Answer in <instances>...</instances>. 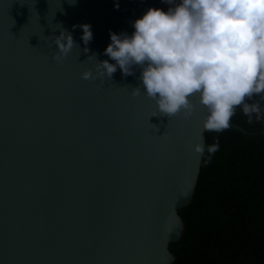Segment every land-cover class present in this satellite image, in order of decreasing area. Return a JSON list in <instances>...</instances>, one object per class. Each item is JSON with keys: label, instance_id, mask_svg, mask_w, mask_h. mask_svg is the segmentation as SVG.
Returning <instances> with one entry per match:
<instances>
[{"label": "water", "instance_id": "95a60500", "mask_svg": "<svg viewBox=\"0 0 264 264\" xmlns=\"http://www.w3.org/2000/svg\"><path fill=\"white\" fill-rule=\"evenodd\" d=\"M163 0H0V264H172L207 114L160 116L141 68L84 80ZM91 26L85 45L80 25ZM75 45L60 62L52 37ZM139 86L141 95L133 96Z\"/></svg>", "mask_w": 264, "mask_h": 264}, {"label": "clouds", "instance_id": "9594fccd", "mask_svg": "<svg viewBox=\"0 0 264 264\" xmlns=\"http://www.w3.org/2000/svg\"><path fill=\"white\" fill-rule=\"evenodd\" d=\"M167 11L149 8L132 22L134 32L110 33L104 49L115 63L97 61L95 74L81 73L84 80L111 79L117 67L125 76L133 66L141 70L143 93L154 100L160 116L182 114L190 119L197 96L207 110L202 128L220 133L231 126L237 107L252 123L262 118L259 103H248L254 95L264 99V0H163ZM81 40H92L91 26L83 24ZM53 59L60 62L72 50V35L62 30L52 37ZM77 47V46H76ZM139 86L132 95H141ZM218 140L207 146L203 140L193 151L211 160Z\"/></svg>", "mask_w": 264, "mask_h": 264}, {"label": "trees", "instance_id": "16d2710c", "mask_svg": "<svg viewBox=\"0 0 264 264\" xmlns=\"http://www.w3.org/2000/svg\"><path fill=\"white\" fill-rule=\"evenodd\" d=\"M172 6V5H170ZM262 118L248 123L237 107L223 132L205 131V148L189 204L178 210L181 236L169 245L172 264H264V99Z\"/></svg>", "mask_w": 264, "mask_h": 264}]
</instances>
